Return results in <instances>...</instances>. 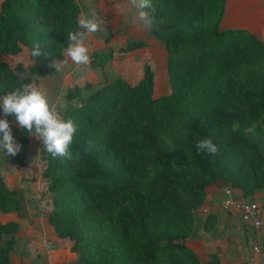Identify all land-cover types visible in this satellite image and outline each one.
Here are the masks:
<instances>
[{
    "label": "trees",
    "instance_id": "trees-1",
    "mask_svg": "<svg viewBox=\"0 0 264 264\" xmlns=\"http://www.w3.org/2000/svg\"><path fill=\"white\" fill-rule=\"evenodd\" d=\"M226 1L151 0L150 31L164 44L170 92L153 97L147 66L135 85L123 79L97 88L85 84L89 93L63 117L77 127L72 151L80 159H54L43 147L42 178L53 201L48 223L71 242L79 264H200L185 239L206 187L222 180L244 199L264 187V150L243 138L253 125L264 136V41L221 28ZM79 14L75 0H0V98L32 83L19 76L22 66L11 68L4 57L23 47L33 57L39 44L47 55L33 58L61 60ZM81 96L73 86L65 99ZM28 134L19 130L22 145ZM207 137L219 148L215 155L196 148ZM226 154L242 155L245 169L198 172L178 162L200 158L210 164ZM19 209L0 179V214ZM17 229L0 222V264H11ZM210 264H219L216 254Z\"/></svg>",
    "mask_w": 264,
    "mask_h": 264
},
{
    "label": "rangeland",
    "instance_id": "rangeland-1",
    "mask_svg": "<svg viewBox=\"0 0 264 264\" xmlns=\"http://www.w3.org/2000/svg\"><path fill=\"white\" fill-rule=\"evenodd\" d=\"M75 1L83 5L85 16L93 15L86 1ZM131 7V11L122 13L120 20L105 17V30L85 41L90 56L86 66L75 65L66 56V50L61 60L42 61L31 57L26 47L3 60L11 68L22 66L24 72L19 76L31 79V84L43 91L51 103L56 104L62 118L73 107L79 106L89 93L85 84L97 88L123 79L129 85H135L143 77L144 66L149 68L153 76V97L167 95L170 90L164 44L153 36L150 28L145 34L141 26L132 28L127 25L130 18L135 26L132 14L136 13V9ZM138 43L141 44L139 48L127 50L128 46ZM65 59L67 64L59 72L49 66L54 60ZM77 85L81 86L82 96L68 102L65 99L66 90ZM3 117L0 107V119ZM9 124L15 142L20 145L16 155L0 151V179L20 203L18 212L0 214L2 224L14 222L18 226L9 254L11 264H79L80 255L70 251L71 242L59 238L48 223L53 201L48 192V183L42 178L46 168V162L42 160V141L29 133L27 145H22L19 141L21 127L16 121ZM243 138L257 149L264 150V136L255 125L246 130ZM178 162L198 172L204 168L218 174L240 173L247 164L242 155L236 154L223 155L210 164L200 158L188 161L178 159ZM227 190L232 197L244 199L242 195H237L240 192L238 189L222 180L207 186L201 204L193 209V229L185 239V245L200 264H210L212 254L217 255L219 264H264V224L261 229L254 230L241 221L234 208L224 207V200L228 198ZM248 201L259 205L264 219V187L255 190ZM7 238L4 237V240ZM254 246L260 247V253L253 251Z\"/></svg>",
    "mask_w": 264,
    "mask_h": 264
},
{
    "label": "clouds",
    "instance_id": "clouds-1",
    "mask_svg": "<svg viewBox=\"0 0 264 264\" xmlns=\"http://www.w3.org/2000/svg\"><path fill=\"white\" fill-rule=\"evenodd\" d=\"M131 6L136 9L134 22H140L144 28H152L155 18L146 9L152 7L151 0H129ZM104 20L95 14L85 16L78 20L77 31L68 33V46L66 56L78 66H86L90 62L87 41L93 34L104 31ZM32 56H46L47 53L40 50L36 44L32 50ZM67 60L55 61L50 64L57 72L62 70ZM0 107L5 116L14 117L18 125L27 133L34 135L42 141V146L52 158L67 160L80 159V152L73 153L72 144L77 127L73 120L61 117L56 104L51 103L49 97L39 88L30 83L23 85L22 89L14 90L0 98ZM0 151L7 155H16L20 145L15 142L11 127L7 119H0ZM91 142H89V146ZM200 152L215 155L219 148L211 137L201 138L196 143ZM88 149H85L87 151Z\"/></svg>",
    "mask_w": 264,
    "mask_h": 264
},
{
    "label": "crops",
    "instance_id": "crops-1",
    "mask_svg": "<svg viewBox=\"0 0 264 264\" xmlns=\"http://www.w3.org/2000/svg\"><path fill=\"white\" fill-rule=\"evenodd\" d=\"M81 1H86L87 5L90 7L89 11L102 20L109 16L116 20H120L122 18V13L132 8L130 3L126 0ZM78 6L80 9V19L85 16V12L83 10V5L81 6L78 4ZM135 14L134 12L132 14L134 18ZM127 25L132 28L141 26L145 34L146 31H149V28H144L138 21L135 22L134 26L130 18L127 21ZM221 28L245 30L264 41V0H227L221 21ZM261 36H263V39ZM77 86L81 88L80 85ZM237 195H241L240 192L239 194L237 193ZM261 239H263V237H261Z\"/></svg>",
    "mask_w": 264,
    "mask_h": 264
},
{
    "label": "built area",
    "instance_id": "built-area-1",
    "mask_svg": "<svg viewBox=\"0 0 264 264\" xmlns=\"http://www.w3.org/2000/svg\"><path fill=\"white\" fill-rule=\"evenodd\" d=\"M226 194L228 195V198L224 200V207L234 208L237 211L241 221L252 227L254 230H259L262 228L264 219L259 205L248 201V199L232 197L229 190L226 191ZM253 251L256 254L260 253V247L254 246Z\"/></svg>",
    "mask_w": 264,
    "mask_h": 264
}]
</instances>
